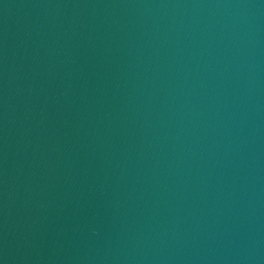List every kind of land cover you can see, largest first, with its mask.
<instances>
[{
  "label": "water",
  "instance_id": "obj_1",
  "mask_svg": "<svg viewBox=\"0 0 264 264\" xmlns=\"http://www.w3.org/2000/svg\"><path fill=\"white\" fill-rule=\"evenodd\" d=\"M0 264H264V0H0Z\"/></svg>",
  "mask_w": 264,
  "mask_h": 264
}]
</instances>
